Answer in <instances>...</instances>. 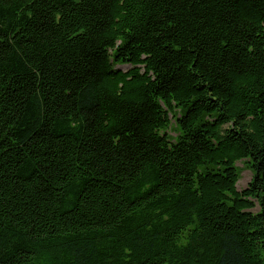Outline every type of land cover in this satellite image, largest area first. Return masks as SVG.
Here are the masks:
<instances>
[{
	"label": "trees",
	"instance_id": "1",
	"mask_svg": "<svg viewBox=\"0 0 264 264\" xmlns=\"http://www.w3.org/2000/svg\"><path fill=\"white\" fill-rule=\"evenodd\" d=\"M0 264H264V0H0Z\"/></svg>",
	"mask_w": 264,
	"mask_h": 264
},
{
	"label": "rangeland",
	"instance_id": "2",
	"mask_svg": "<svg viewBox=\"0 0 264 264\" xmlns=\"http://www.w3.org/2000/svg\"><path fill=\"white\" fill-rule=\"evenodd\" d=\"M118 68H120L122 70H127L128 66L122 65V66H118ZM170 120H171V127L168 130V134L173 137V136H175V133L173 131L174 122L172 121L173 120L172 118H170ZM235 166L239 172L238 173L239 180H238L236 186H237V190L241 191V190L245 189V187L249 183L250 179L252 178V173H251L250 169L248 168V165L245 161L237 162Z\"/></svg>",
	"mask_w": 264,
	"mask_h": 264
}]
</instances>
